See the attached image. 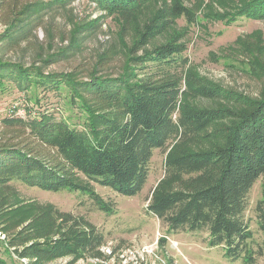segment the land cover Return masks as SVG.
I'll use <instances>...</instances> for the list:
<instances>
[{
	"label": "trees",
	"instance_id": "trees-1",
	"mask_svg": "<svg viewBox=\"0 0 264 264\" xmlns=\"http://www.w3.org/2000/svg\"><path fill=\"white\" fill-rule=\"evenodd\" d=\"M70 1L0 0V28L4 30L0 33V88L6 83H15L22 91L32 86L45 91L66 88L84 120L78 126L71 117L44 110L26 121L20 117L3 120L0 231L6 239L0 241L4 248L14 260L17 257L16 262L27 260V264L70 256L73 260L68 264H75L85 257H104L105 236L84 217L51 204H37L38 211L27 226L25 218L12 217L15 211L10 208L16 204L12 198L18 192L15 183L48 191L80 190L101 210L113 212L93 181L123 195H137L150 176L155 149H160L166 154L165 172L151 192L148 209L169 231L207 230L212 245H221L231 257L245 255L248 264L256 263L264 254V240L263 249L255 251L251 246L254 230L245 213L253 186L264 177V89L257 97L232 95L214 80L180 72L188 62L183 54L188 46L179 34L151 46L177 17L197 20L181 0L164 2L136 30L117 77L102 73L121 53L117 41L99 54L87 81L75 79V71H46L45 66L59 53L82 47L86 35L81 30L89 32L94 27L93 23L80 24L83 20L70 32L67 49L50 52L54 28L48 26L47 47L39 46L38 61L27 65L4 58L5 50L31 43L34 32L43 26L44 8L65 7ZM94 1L109 12L120 13L124 28H131L149 0ZM236 14L264 18V0H253ZM255 64L251 71L263 77L264 63L258 55ZM201 98L230 99L233 105L204 107L194 102ZM35 102L38 109L40 99ZM255 210L264 234V181ZM0 264L10 263L0 257Z\"/></svg>",
	"mask_w": 264,
	"mask_h": 264
},
{
	"label": "rangeland",
	"instance_id": "rangeland-1",
	"mask_svg": "<svg viewBox=\"0 0 264 264\" xmlns=\"http://www.w3.org/2000/svg\"><path fill=\"white\" fill-rule=\"evenodd\" d=\"M166 1L173 0H149L145 8L137 13L131 28H124L120 13L109 12L94 0H71L65 7H47L44 8L46 17L43 26L34 32L31 43L25 42L11 47L2 55L6 59L31 65L38 61L39 46L42 44L47 47L45 29L48 26L54 28V46L50 50L53 53L59 48L67 49L70 32L74 30L77 22L83 20L80 24L93 23L94 27L89 32L81 30L80 34L86 35L82 47L80 49L69 47L65 54L59 53L45 66L46 71L66 73L75 71L77 72L75 79L87 81L93 68L97 66L99 54L117 41L120 42L121 53L102 69V73L117 77L123 70V65L125 66L122 57H128L127 48L134 40L136 30ZM181 1L195 12L197 20L190 22L185 16L177 17L166 31L156 35L151 46L179 34V38L188 46L183 53L188 62L185 67L180 68L182 69L180 72L184 74L194 72L214 80L231 91L232 95L241 93L259 96L260 91L264 89V76L261 77L251 70L252 65L256 63L257 55L264 63V18L236 14L247 8L253 0ZM3 31L0 28V33ZM37 98L40 99L38 105H41L38 109L35 104ZM188 100H191L190 97ZM194 102L204 107L216 104L231 107L233 105L230 99L214 102L201 98ZM74 103L66 88L45 91L43 88L32 86L22 91L15 83H6L4 88H0V127L2 128L5 118L20 117L26 121L42 110L54 113L57 117L60 115L68 119L71 117V122L83 126L84 120L81 116L83 112L79 105ZM32 106L37 111H33ZM165 156L162 150L155 149L150 164V176L143 190L137 195H123L93 181L94 188L111 204L113 212L101 210L88 194L80 190L48 191L16 182L18 192L12 199L17 205L14 204L15 206L10 208L15 211L11 216L25 218L24 225L27 226L28 220L38 211L37 204L40 207L51 204L60 211L84 217L105 236V245L111 244L114 252L126 250L130 256L126 261L130 263L138 257L137 264H248L245 255L231 257L221 245H212L207 230L169 231L168 226L148 209L151 192L164 176ZM263 181L264 177H261L253 186L249 196V208L245 213L254 230L251 246L255 251L261 246L263 249L264 234L259 230L255 210L257 202L262 198ZM21 206L23 209L17 210ZM5 239V234L0 231V240ZM10 254L11 252L6 250L0 241L1 258L10 264L28 263L16 262L17 257L15 256L14 260ZM72 260L70 256L39 264H68ZM95 261L92 257H85L75 264H112L108 258ZM254 264H264V254L258 256Z\"/></svg>",
	"mask_w": 264,
	"mask_h": 264
},
{
	"label": "built area",
	"instance_id": "built-area-1",
	"mask_svg": "<svg viewBox=\"0 0 264 264\" xmlns=\"http://www.w3.org/2000/svg\"><path fill=\"white\" fill-rule=\"evenodd\" d=\"M111 245V244H110ZM110 245H103L101 247V250L104 254V257L102 258H93V260H96L95 262H99L102 261V259H109V261H112V264H137L138 263V257H135L131 263L127 262L126 260L128 259V257H130L128 255V252L126 250H121V251H116L114 252V250L112 249V247ZM136 254V252H135ZM79 260H83V258L79 259ZM25 262L27 260H24Z\"/></svg>",
	"mask_w": 264,
	"mask_h": 264
}]
</instances>
